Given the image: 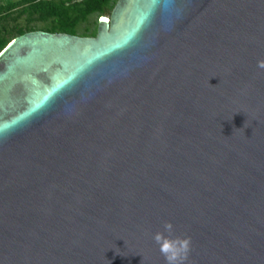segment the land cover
Masks as SVG:
<instances>
[{
    "label": "water",
    "instance_id": "obj_1",
    "mask_svg": "<svg viewBox=\"0 0 264 264\" xmlns=\"http://www.w3.org/2000/svg\"><path fill=\"white\" fill-rule=\"evenodd\" d=\"M0 53V264H166V221L185 264H264V0H117Z\"/></svg>",
    "mask_w": 264,
    "mask_h": 264
},
{
    "label": "trees",
    "instance_id": "obj_2",
    "mask_svg": "<svg viewBox=\"0 0 264 264\" xmlns=\"http://www.w3.org/2000/svg\"><path fill=\"white\" fill-rule=\"evenodd\" d=\"M117 0H5L0 3V52L15 37L41 30L80 37H94L93 28L78 31L89 17H105ZM22 23V24H20ZM40 24L41 26H39Z\"/></svg>",
    "mask_w": 264,
    "mask_h": 264
},
{
    "label": "clouds",
    "instance_id": "obj_3",
    "mask_svg": "<svg viewBox=\"0 0 264 264\" xmlns=\"http://www.w3.org/2000/svg\"><path fill=\"white\" fill-rule=\"evenodd\" d=\"M257 67L264 69V59L258 60ZM163 232H156L153 239L159 245V251L164 256L166 264H185L191 249V237L175 236L173 224L166 221ZM167 232L168 235L164 233Z\"/></svg>",
    "mask_w": 264,
    "mask_h": 264
},
{
    "label": "snow or ice",
    "instance_id": "obj_4",
    "mask_svg": "<svg viewBox=\"0 0 264 264\" xmlns=\"http://www.w3.org/2000/svg\"><path fill=\"white\" fill-rule=\"evenodd\" d=\"M152 4L157 3V0H151ZM151 12V8H149L142 16L141 18V22H143L144 19L147 18V16L149 15V13ZM103 19V18H102ZM13 43H16V41H13ZM0 55H2V53H0ZM68 81H62L60 84H58L55 88H53L52 92L57 91L60 87H62L64 84H66ZM49 95H51V93H49ZM48 99V96L44 97V100L46 101ZM39 105H37L36 107H38ZM33 110H35V107L33 108ZM8 125H2L0 126V131H2L3 129L7 128Z\"/></svg>",
    "mask_w": 264,
    "mask_h": 264
},
{
    "label": "rangeland",
    "instance_id": "obj_5",
    "mask_svg": "<svg viewBox=\"0 0 264 264\" xmlns=\"http://www.w3.org/2000/svg\"><path fill=\"white\" fill-rule=\"evenodd\" d=\"M4 1H5V0H0V3H1V2H4ZM109 15H110V14H108V15L105 16V17H108ZM94 20L98 21V17H97V19H95L94 16L89 17V19H88V21H87L86 23L81 24V25L79 26L78 31H79V32H82V30H83L85 27H89L90 29H92V28H93V25H94ZM20 24H22V23H20ZM38 25L41 26L40 24H38Z\"/></svg>",
    "mask_w": 264,
    "mask_h": 264
}]
</instances>
